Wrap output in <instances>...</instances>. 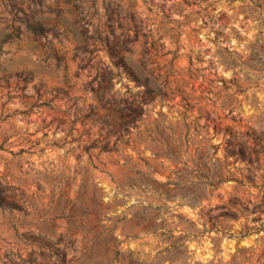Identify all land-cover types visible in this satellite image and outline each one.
<instances>
[{
    "label": "rangeland",
    "instance_id": "obj_1",
    "mask_svg": "<svg viewBox=\"0 0 264 264\" xmlns=\"http://www.w3.org/2000/svg\"><path fill=\"white\" fill-rule=\"evenodd\" d=\"M0 145V264H264V0H0Z\"/></svg>",
    "mask_w": 264,
    "mask_h": 264
},
{
    "label": "trees",
    "instance_id": "obj_2",
    "mask_svg": "<svg viewBox=\"0 0 264 264\" xmlns=\"http://www.w3.org/2000/svg\"><path fill=\"white\" fill-rule=\"evenodd\" d=\"M27 19V24L31 32L35 35L40 34L43 35L44 32L47 30V26L41 17L32 16ZM112 18H110L111 20ZM110 30L113 36L116 38V43L111 45L110 53L112 57L115 58V64L118 67L123 68L129 75L137 80L139 83L145 84L146 92L151 94V100H155L158 96L165 97L167 96V91L163 88L162 82L158 80V77L154 75V68L150 67V64L154 61L153 54L151 53V49L154 46V42L152 41L151 44H148L150 33L143 32L144 35V42L146 44L143 55L138 58H133L135 48L134 43L139 39L140 32H141V25L139 21L136 19V13L134 11L133 6H129L128 11L120 16V21L118 22V27L121 28V32L117 35V28L113 23H110ZM68 31H71L67 29ZM134 31L132 34L131 32ZM98 35L97 38L100 40H108V37L103 36L102 30H97ZM84 36V32L82 35L79 36L82 38ZM120 46V51L115 49V46ZM86 51H92L87 50ZM98 68L97 74L95 76V80H100L104 77L102 71H100V67L97 65H92ZM159 67V66H158ZM99 97H104L102 91H98ZM107 101H112L111 98H108ZM127 99H124L121 102V105L115 106L111 105L110 110H112L116 116H113L111 120H118L119 125L124 130V132H130L128 123L133 120L143 119L141 114V109L138 107H134L130 104ZM106 105V102L104 103ZM123 137V132L120 134L118 139L115 141V145L110 147L108 145L101 146V149L105 150H114L118 149L117 145H119V140L121 141ZM1 147V145H0Z\"/></svg>",
    "mask_w": 264,
    "mask_h": 264
}]
</instances>
